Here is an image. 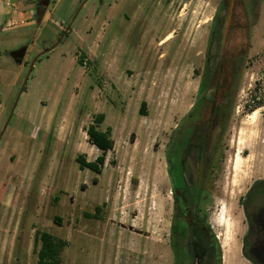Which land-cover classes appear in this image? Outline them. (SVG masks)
<instances>
[{
	"label": "rangeland",
	"instance_id": "374dc122",
	"mask_svg": "<svg viewBox=\"0 0 264 264\" xmlns=\"http://www.w3.org/2000/svg\"><path fill=\"white\" fill-rule=\"evenodd\" d=\"M11 1L26 15L0 31V264H37L38 231L68 242L62 264H174L166 152L198 99L224 3L231 21L222 9L212 50L219 103L233 72L238 90L201 204L222 264H251L244 206L264 205L248 195L264 180V0H48L42 18L39 0ZM23 47L18 63L11 52ZM99 114L114 140L100 174L76 160L102 154L86 132ZM191 146L184 173L195 188Z\"/></svg>",
	"mask_w": 264,
	"mask_h": 264
},
{
	"label": "trees",
	"instance_id": "16d2710c",
	"mask_svg": "<svg viewBox=\"0 0 264 264\" xmlns=\"http://www.w3.org/2000/svg\"><path fill=\"white\" fill-rule=\"evenodd\" d=\"M227 5L224 3L221 10H225ZM230 8L227 9L229 11ZM220 10V11H221ZM215 17V21L212 25L211 36H210V46L208 49V60L202 74L201 82L198 89V99L196 103L192 106L190 111L184 116V120L177 126L172 135V142L167 147V162H168V172L169 177L173 186V196L175 199V214L173 225L171 228V247L176 256V261L174 264H183L186 260L184 253H182L177 246L178 236H180L179 229L181 225L179 221L184 215V204L181 203L176 190H180L183 185L184 176V155L187 153L183 152V148L189 147L192 144V140L196 137H201L205 142L203 143L204 148H210V151H203L200 156H202L201 162V175L198 185L195 186L192 196L197 200L198 206L201 202L206 200L204 195L207 192V181L211 177L215 167L218 166L219 151L222 141V137L226 132L228 122L230 120L231 111L234 107V100L238 90V73H234L231 77V82L228 85H222L224 88L222 103L217 105L208 104L207 101L217 99L218 90L217 77L219 73H215L213 70V65L216 63L217 56L214 57L215 45L218 47L223 37V22L220 18V12ZM83 62V60H80ZM237 69V67H236ZM146 102H142L140 113L146 115ZM210 106V107H208ZM261 105L257 107H261ZM254 111V110H253ZM212 116L213 119L210 121L208 126L202 127L201 125L206 121L207 116ZM105 116L99 114L95 117L93 124L87 129V135L89 142L95 146L102 154L97 157L94 161H88L84 156L80 155L77 157V162L81 170L88 169L96 173H102V169L106 162V154L109 150L114 147V140L111 138L109 131H102L100 125L104 122ZM202 145V143H200ZM205 156V157H204ZM256 193L254 197V202L264 197V180L255 183L248 192L251 197L252 194ZM204 196L205 198L202 199ZM260 205V206H256ZM252 207V210H248V206H244L245 212L249 217L253 214L264 213L263 203L256 204ZM247 208V209H246ZM101 208H97L96 213H99ZM90 215L91 217H98V214ZM60 221L59 218H57ZM186 226H182L185 229ZM179 233V235H178ZM213 233V232H212ZM214 243L208 245V248L216 245L217 250V261L216 264H222V250L221 246L213 233ZM35 244L37 248L38 262L37 264H62L61 253L67 247L68 242L66 240L60 239L47 231H38L35 236Z\"/></svg>",
	"mask_w": 264,
	"mask_h": 264
},
{
	"label": "flooded vegetation",
	"instance_id": "af4514ba",
	"mask_svg": "<svg viewBox=\"0 0 264 264\" xmlns=\"http://www.w3.org/2000/svg\"><path fill=\"white\" fill-rule=\"evenodd\" d=\"M44 1L45 0H39L37 7L42 8L43 7L42 3ZM231 12H232V9L231 10L229 9L228 23H227L228 27H229V23L232 17ZM226 30L228 32V29ZM208 46H210V39H209ZM215 47L217 46L215 45ZM207 60H208V53H207ZM233 74L234 72L228 76L229 80H231V77ZM229 82L231 81H228V83L226 84L221 83L220 85L221 86L228 85ZM215 89L218 90V86H216ZM207 102L208 104L212 103V105H217V104L222 103V100L220 101V103L218 99L207 101ZM212 119H213L212 116L210 115L207 116L206 121L201 126L202 127L204 126L206 127V125L208 126V124L210 123ZM195 138L192 140V142L195 141L196 143V146L193 150L195 152L199 150L198 153L196 152V157L198 158V161H199V170H200L199 179H200L201 162H202V156L200 155L202 154L203 151H210V148L203 147V143H206L205 137L204 139L201 137V139L197 138L196 140ZM200 143H202V145H199ZM197 146H200V148H197ZM192 147L193 146L183 148V152L187 153L184 155V159H183L184 162L187 161L188 157L191 155L190 149ZM186 181L187 179H185V174H184L183 185L181 186V189L175 191L181 203L184 204V212L182 214L184 216L179 221L181 225L179 232L180 231L182 232L180 233V236H178V240H177L178 249L182 253H184L186 257V260L183 261V264H190V262L193 259H196V264H216L217 250H216V245H214L215 243H214L213 233L210 229V226L208 225L209 222H208L207 216L206 214H204V212H202L203 211L202 204L198 206L197 200H195V198L191 196V194L194 192V187L193 188L188 187L186 184L187 183ZM189 194H190V197H189ZM189 199H191L193 202L189 201ZM174 203H175V199H174ZM174 214H175V204H174ZM246 218L248 220V231H247L246 237L244 238L243 250L245 252V256L251 262V264H264V213L253 214L251 217L247 215ZM182 226H186L185 229H183ZM218 238H219V235H218ZM211 242H213L214 244L209 249L208 245L209 244L211 245ZM173 256H174V263H175L176 256L174 252H173Z\"/></svg>",
	"mask_w": 264,
	"mask_h": 264
},
{
	"label": "crops",
	"instance_id": "0c3cea01",
	"mask_svg": "<svg viewBox=\"0 0 264 264\" xmlns=\"http://www.w3.org/2000/svg\"><path fill=\"white\" fill-rule=\"evenodd\" d=\"M15 5L13 4V7L11 8L5 5V3L2 0H0V31L1 28H3L4 26H8L9 24L12 26V22L16 23V20L18 21L22 19L21 16L24 17V15H26L22 12L19 13ZM18 5L20 6L21 4Z\"/></svg>",
	"mask_w": 264,
	"mask_h": 264
},
{
	"label": "water",
	"instance_id": "95a60500",
	"mask_svg": "<svg viewBox=\"0 0 264 264\" xmlns=\"http://www.w3.org/2000/svg\"><path fill=\"white\" fill-rule=\"evenodd\" d=\"M42 4H43V6H48L49 5V1L46 0ZM39 10H40V8L37 7L36 12L38 13L39 18H42V14L39 13ZM57 45H58V43L55 46H57ZM26 52H27V48L23 47V48H21L19 50H15V51L11 52V57L14 60H16L18 63H22L23 59L25 58ZM222 258H223V256H222Z\"/></svg>",
	"mask_w": 264,
	"mask_h": 264
},
{
	"label": "bare ground",
	"instance_id": "6f19581e",
	"mask_svg": "<svg viewBox=\"0 0 264 264\" xmlns=\"http://www.w3.org/2000/svg\"><path fill=\"white\" fill-rule=\"evenodd\" d=\"M256 113V112H255ZM254 113V114H255ZM240 163H241V152L240 151H238L237 153H236V156H235V158H234V161H233V166H234V169H238L239 168V166H240ZM226 254V253H225ZM235 264V262L234 261H232V259L229 257V256H224V264Z\"/></svg>",
	"mask_w": 264,
	"mask_h": 264
},
{
	"label": "built area",
	"instance_id": "2783aa9c",
	"mask_svg": "<svg viewBox=\"0 0 264 264\" xmlns=\"http://www.w3.org/2000/svg\"><path fill=\"white\" fill-rule=\"evenodd\" d=\"M4 3H5V5H7L8 7H13V4H12V2H11V0H2ZM12 25H15V22H12Z\"/></svg>",
	"mask_w": 264,
	"mask_h": 264
}]
</instances>
